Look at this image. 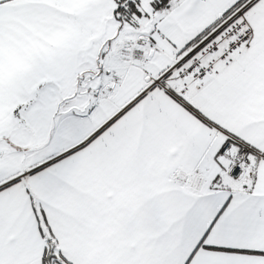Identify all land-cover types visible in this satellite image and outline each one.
<instances>
[{"label": "snow or ice", "instance_id": "snow-or-ice-1", "mask_svg": "<svg viewBox=\"0 0 264 264\" xmlns=\"http://www.w3.org/2000/svg\"><path fill=\"white\" fill-rule=\"evenodd\" d=\"M0 264H264V0H0Z\"/></svg>", "mask_w": 264, "mask_h": 264}]
</instances>
